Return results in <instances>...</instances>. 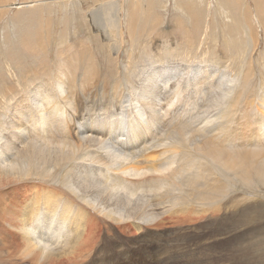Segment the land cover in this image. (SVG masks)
Wrapping results in <instances>:
<instances>
[{"label": "bare ground", "instance_id": "6f19581e", "mask_svg": "<svg viewBox=\"0 0 264 264\" xmlns=\"http://www.w3.org/2000/svg\"><path fill=\"white\" fill-rule=\"evenodd\" d=\"M124 1L55 2L60 6L58 11L70 12L69 23L78 18L79 13L74 15L77 10L80 12L82 6H90V22L83 25V31L93 43L97 42L98 31L122 36L120 43L114 41L110 44L116 53L121 54L125 44L123 36L128 33L131 39V45L129 48L126 45L127 49L123 51L128 59L125 67H120L122 73L119 72L126 73V83L131 89L121 94H115V89L107 92L111 95V99L108 98L111 102L109 104L107 99L108 105L101 107L105 113L96 117L85 114L82 93L86 84L82 83L83 79L77 86L73 83L74 74L84 75L80 66L86 61V54L74 56L75 70L67 68L66 62L60 66L56 88L50 87L48 78L43 77L38 85L35 84L37 86L28 90L26 81V93L24 96L20 93L23 96L20 98L8 93V84L0 86V264H109L114 258V261L119 257L126 259L129 250L139 249L147 240L145 236L140 233L141 240L135 241L137 248L133 245L123 251L113 244L108 252L103 248V244L104 247L108 245L109 238L105 229L131 234L132 230L138 228L140 231L153 223L160 226V208L149 214V204H146L150 197L156 207L161 206L160 188H169L165 195L172 206H184L185 214L196 221L205 215L219 216L224 210L243 212L248 207L257 208L258 204L263 212L262 219L257 215L250 221L256 226L254 233L264 235L261 225L264 222V57L256 61L261 52V38L264 39V16H260L262 6L255 8L263 26L261 35L246 19L250 11L247 0H216L217 8L205 0H194V6L187 0H176L185 11L192 10L199 19L203 17L201 11L206 10L207 16L216 11L213 16L231 20V31L241 36L245 46L242 57L240 53L241 60L238 58L240 68L235 69L225 62L229 58L228 52L233 51L229 46L234 41L230 40L224 52L215 53L217 57L202 63L198 60L189 62V59L175 61V54L170 52L169 46L163 50L160 45L162 50L158 54L146 55L144 66L134 70L139 45L136 43L158 16L144 10L150 7L149 0H139L142 4H137L138 10L127 16L129 20L125 25L122 13L118 11ZM201 1L204 3L202 9ZM253 2L257 4V0ZM50 3L45 2L46 5ZM36 6L35 0L24 2L22 11H18L20 13L9 25L13 27V34L24 25L17 37L21 42L30 46L42 43L47 47L52 36L48 27L45 31H38L37 42L32 41L33 32L26 35L30 20L23 18L22 14L28 8L34 11ZM48 33L49 38H45ZM3 39L7 44L9 39ZM236 51L239 53V48ZM33 68L20 70L17 75L19 73L29 80L31 74L38 72ZM135 71L139 84L130 78ZM87 73L83 76L86 79ZM160 105L162 109L166 107L163 113ZM202 107L204 109L200 112ZM98 120L104 125H116L113 128L116 140L108 138L109 132L106 134L100 129ZM160 120L161 126H165V134H160ZM121 123L124 124L122 129ZM119 129L121 131L117 133ZM99 147L102 152L98 151ZM168 151L170 155L164 160L161 158L160 165V154ZM143 188L147 189L149 197L144 194L137 199L136 191H144ZM172 214L170 216L174 218ZM184 218L186 216L177 218V223H183ZM186 223L189 224V220ZM151 235L150 232L146 234L153 243L152 236L156 234ZM258 240L255 241L257 246L264 244V238ZM110 252L114 253L113 257L109 256ZM240 252L255 258L260 255L250 264H264V254L258 248L242 246ZM100 253L106 256L104 260L100 259Z\"/></svg>", "mask_w": 264, "mask_h": 264}, {"label": "rangeland", "instance_id": "374dc122", "mask_svg": "<svg viewBox=\"0 0 264 264\" xmlns=\"http://www.w3.org/2000/svg\"><path fill=\"white\" fill-rule=\"evenodd\" d=\"M28 1H32V0H0V4L2 5V11L0 12V41H1L0 42V49H1V51H0V86L2 84H4V86L6 84H8V85L10 84L9 86L7 85L8 93L14 94L15 96H18L20 98L25 95L26 89L29 90L30 87H31L30 89H32V88H34V86H37L39 84V82L42 81L43 77L48 78L47 81L49 82L50 87L56 88L55 86L58 85V83H56V82H57V78L59 77V69L63 66V63L66 62L67 65L69 66L67 68H71V69L73 68L72 70H75L76 66H75V59H74L75 57L74 56L75 55L79 56V54L80 55L86 54V61L84 63H82L80 66L81 72L84 75H79V74L75 75L74 74L73 81H75V82H73V83H76L75 85L77 86V83H79L78 81L80 79L81 80L83 79L82 80L83 82L81 80H80V82L86 84V87H85L86 90L84 89L85 91L83 93H82V91H80V93L83 94V98H84L83 99V105H84L85 114H87L88 116H91V117H96L99 114L105 113L101 110V107L104 105H108V103L110 104V102H111L109 100V99H111V97H110L111 95H109V93H107V92L113 91L115 89L114 90L115 94H121L122 92L124 93V92H127L128 90L131 89L129 83H126V79H125V78H127L126 73H125V75L120 74V73H122L121 68L125 67V61L128 59V55L126 57V53L124 54L123 51H124V49L129 48V46L131 45V39L127 33V29L126 28L124 29V32L127 33V34H125V36H123L125 44L122 46L123 47L122 53L120 52L121 54H119V53H116L115 48L111 47L110 44H112V42H114V41H116L117 43H120L122 40V36L118 37L114 34L112 35V33L109 34L108 31H106L105 33L98 31L97 35L99 37L96 36L97 42L93 43L92 40L89 38L88 34L83 31V25L84 24L86 25V23L90 22V20L88 19L90 16V12H88L89 11L88 8L90 7L89 5L82 6V10H80V12H79V10H77L78 12L74 11V12H77V13H74V15H76V16L79 13L78 18H76V19L73 18L72 20L75 19L74 20L75 22L72 21L69 23L68 20L71 18L72 15L70 14L69 11H67V12L58 11L60 9V6L58 4H56L55 2L59 1V0H48L49 2H52V4L50 3L47 5L45 4V2L47 0H42L41 2H40V0H35L37 2V6L33 8L34 11H32V9L28 8L27 11L24 12V14H22L23 18L30 20V23L28 25H26L27 31H28L26 33V35H29L30 33L33 32L34 36H33L32 41L35 40L37 42L38 41V39H37L38 31H40V30L45 31L46 28L48 27L52 32V36H51V40H49L50 44H48L47 47L42 43H41V45H37V44L33 43L31 45L32 46L31 47L30 45H28V43L21 42L17 38L19 36L21 30L24 28V25L20 26L18 33H16V31H14V34H13V30H12L13 27L9 25L10 21L12 19H14L17 14L20 13V12L18 13V11H22V6H23L24 2H28ZM195 1L199 2L198 0H195ZM195 1L194 0H189V1L187 0V3L193 4V6H194ZM205 1L206 2L210 1V3L213 4V5L211 4V6L214 8L218 7L217 6L218 0L217 1L216 0H205ZM244 1H246V0H244ZM247 1L250 4V11H249L248 15H246V19L248 20L249 24L251 26H253L254 28H256V30H259V32H260L259 34L262 35L263 34V26L261 24V21L259 19L258 14L256 13V9H257V5H258V8L260 5L262 6V8L260 9L261 10L260 16L263 17L264 16V0H257V4H255L253 2V0H247ZM152 2H153V5L151 7ZM202 3L203 2L201 1L200 2L201 5L199 4L201 6L200 9H202L204 6V3L203 4ZM137 4L139 5L142 3H140L139 0H136V1L133 0L132 4H131V0H125L124 2H122L118 11H119V14L122 13L123 24L129 20V18H127V16L130 17V14L132 12H135L138 10ZM148 4L150 5L151 8L149 7V8H146L144 10L146 12H151V14H155V15L157 14L156 16H158L159 18L157 17L155 20L156 22L155 21L153 22L151 28H148L147 31H145V33H143L141 35V39H139L140 43L139 42L136 43V45L137 44H139V45H137V51H136L137 60H135V62H134V70H137V68H140V67L142 68V65L144 66L146 55L154 54V53L158 54V52H160V50H162V47H163V50H165L166 47L169 46L170 52L175 54V58H174L175 61H179L181 59L188 61V59H189V62L198 60L197 62L202 63V62H205L208 58L215 57V56L217 57L218 55H215V53L218 54L219 52H224V49L227 47V45H229L230 40H232V42L234 41L229 46V47L233 48V51L228 52V56L230 59L227 58V60L225 62L226 63L228 62V65H230L231 67H234L235 69L240 68V65H241L240 60H241V57L243 56V53L245 51V46L242 45L241 36L237 32L231 31V28L233 27L230 24L231 20H228V19L226 20L225 17L219 18L218 16H213V14H215L216 11L215 12L213 11L214 13L212 12V14L207 16L206 10H204V12L201 11V15H203V17H200L201 19L203 18L201 20V19H199V17L195 16V14L193 13L192 10L188 12L189 9H187V11H185L179 5V3H177L176 0H153V1L149 0ZM182 4L185 5V2ZM122 5H124V6H122ZM50 9H52V13H51ZM116 11H117V9H115V12ZM125 13H127V14H125ZM80 14L82 15V17ZM197 15L200 16L199 13ZM143 16L147 17V15H143ZM217 17H218V20H216ZM62 19H63V21H62ZM158 20H159V22H158ZM215 21H217V22H215ZM224 22H226L225 23L226 25L224 24ZM47 23H50V26H46ZM42 25H44V27ZM125 25H127V22L125 23ZM153 25H155V26H153ZM66 28H67V30H66ZM206 29H207V31H206ZM220 30H221V33H218V32H220ZM225 30L228 31L229 34H227L228 32H226ZM231 32H233V33H231ZM107 33H108V35H107ZM212 33H214L216 36H214V34H212ZM115 34H116V32H115ZM3 37L5 39H9L7 44L3 43V41H5L3 39ZM113 37H115V38H113ZM206 37H207V39H206ZM213 37H215V38H213ZM45 38H49V33L45 36ZM217 39H218V41H217ZM21 43H23V44H21ZM17 44H18L19 49L17 47ZM165 44H166V46H165ZM19 45H21L22 47ZM101 45H105V46L102 47ZM160 45L162 46L161 48H160ZM261 45H262L260 47L261 52L256 57V61H260L261 57H264V53H263L264 52V39L263 38H261ZM236 48H239V53L236 51ZM216 49H218V50H216ZM236 52H237V54H236ZM212 53H214V55ZM240 53L242 54L241 57H240ZM160 63H162V62H160ZM234 63H236V64L234 65ZM231 64H233V65H231ZM33 66H35V68H33ZM32 68L37 70L38 72L31 74V77L29 79L30 82L26 78L25 79L22 78L19 75V73L17 75V72H19L20 70H22V71L23 70H30ZM42 69H44V70H42ZM2 71H5V72L3 73ZM86 73L88 74L87 75L88 79L83 77L86 75ZM35 74H37V75H35ZM137 75H138V72L135 71V75H131L130 78L132 80H136L137 83L139 84V80L137 78ZM102 76L104 77L105 80L103 79ZM52 78H53V80H52ZM26 81H27L28 85H27V88L25 89L24 86H26L25 85ZM115 81L116 82L119 81V82L116 83ZM112 82H114V84L116 83L117 85L116 84L115 85L118 87L112 85L113 84ZM31 83L33 86L31 85ZM118 83H119V85H118ZM18 84L21 86H19ZM35 84H37V85H35ZM16 87L18 90L16 89ZM0 91H1V89H0ZM14 92H18V93H14ZM85 92H86V94H85L86 96L84 95ZM255 92H256V90H255ZM254 95H256V93ZM96 96H97V98H96ZM96 99H98V101ZM106 100L109 102L107 103ZM86 101H88V102H86ZM96 104H97L98 108H97V106H95ZM122 104L123 103L120 104V108H121ZM85 105H87V106H85ZM161 107L162 106L160 105V109L162 110V111L161 110L160 111L163 113V111H164V109H166V107L164 109H162ZM98 109L101 111H99ZM112 109L115 111L114 108H112ZM203 109H204V107H202V109H200V112H202ZM86 111L88 113H86ZM96 112H97V114H96ZM161 112H160V114H162ZM114 113L115 112H112L111 114H114ZM98 123H99V127H101L100 129L104 133L107 134L109 132L108 138L109 137L111 139L113 138V140L117 139L116 138L117 135L115 134V129H113L116 127V125H109V124L104 125L102 120H98ZM123 126H124V124L121 123L120 124L121 129ZM160 130H161L160 134H165V131H164L165 126L164 127L161 126V120H160ZM120 131L121 130L119 129L117 131V133H119ZM163 131H164V133H163ZM98 149H99L98 151L102 150V149H100V147ZM168 150H171V148H169ZM168 154L170 155L169 151L164 153V154L163 153L160 154V156H161L160 157V165L163 162V160L166 159L167 156H169ZM160 168H162V166ZM161 170L162 169H160V172H161ZM141 190H142V188H141ZM141 190L136 191L135 196L137 199L141 198L140 196L144 195V194L147 195V197H149L147 194L148 191L146 188H143L144 191H141ZM160 190H161L160 191V193H161L160 194V196H161L160 197V205H161L160 207H156V203L153 202L154 200L150 199V197L148 198V202L146 203L147 205L149 204L148 205L149 214H151L155 208H158V209L160 208V217H161L160 218V226L157 224L155 225L154 223L153 224L151 223L152 226H150V227L146 226L145 227V225L142 224V227H145V228H142V230H140V231L138 230V228L136 229V231L132 230L131 234H130V232L127 234H124V233L121 234L115 229L110 230V228H108V230L105 229V233L109 235V238L106 241L108 245L106 247H104V244H103V248L108 252L111 251L110 246L113 244H115L119 250H121V248H122L123 251H124V249L131 248L133 245L137 248V246L135 245V241H136V239L141 240V239H139L141 234L143 237L145 236L144 237L145 239H147L146 241L141 243V247L139 249L137 248L135 250H132V249L129 250V252L130 251L131 252L126 253V256H128L126 259H124V258L122 259V257H119L117 261H114V259H115L114 258L111 260L112 263L110 262L109 264H138V263L139 264H158V263L159 264H250L251 262H254L258 256H260V255H258L255 258L252 256H246L245 254H241L240 250H241L242 246L247 247V248H258L260 250V252H262L264 254V244H259V246H257V243H255V241L256 242L259 241L258 240L259 238L260 239L264 238V235H262V236L256 235L254 233L255 232L254 228H256V226H254V223H252L250 221L251 218L256 217L257 215H259V216H257V218L262 219L261 217L263 216V212L261 213V211L258 207V204H257V208L256 207L251 208L253 211H250L251 209L249 207H248V209L243 210V212L242 211L240 212L236 209L230 210L231 212L224 210L219 214V216L211 218L208 215H205L204 218H198L196 221V219H193L192 217H189V215L187 216L185 214L184 206H181V207H173L172 206L169 198L165 195L166 192L169 190V188H162V189L160 188ZM142 198H143V196H142ZM140 204H142V203H140ZM162 206H163V208H162ZM249 206H251V205H249ZM174 209L176 212L174 211ZM234 211H237L238 213L239 212L240 213L238 214L237 212H234ZM245 211H246V213H245ZM249 212H250V214H249ZM171 213H173L172 215H174V218H171V216H170ZM242 214L244 216H242ZM251 215H253V216H251ZM185 216H186V218H184L185 223L184 222L183 223H177V218H182ZM245 216H247V217H245ZM242 219L244 220L243 223H242ZM188 220H189V224L186 223ZM240 220H241V222H240ZM261 225H262V227H264V222H262ZM246 226H249V227H246ZM245 227L247 230L244 229ZM135 228L136 227H134V229ZM147 232H150L152 235L156 234L155 237H153L151 235L153 243L151 241H149V239L147 238V236H146ZM248 232L250 234H247ZM256 232H257V230H256ZM132 233H134L135 235L137 234V235L135 236ZM114 234H118L120 237L118 235L115 236ZM126 235H128V236L126 237ZM121 236H124V238ZM116 237L119 239L117 240ZM245 237H246V239H244ZM235 239H237L238 241ZM123 240L124 241L126 240L125 242H127V243H125ZM129 240H131L133 242L131 243V241H129ZM240 242H241V244H240ZM119 243H120V245H118ZM124 244H126V245H124ZM158 245L160 246L159 252L157 251V249L159 247ZM125 246H127V247H125ZM146 247H147V249H146ZM154 248H156V249L153 250ZM155 254H157V255L155 256ZM237 254H238V256H237ZM113 255H114L113 252L109 253L110 257H113ZM99 256H101L100 259H102V260H104L106 258L104 253H100ZM157 256H158V258H157ZM149 257H151L152 259H150ZM241 258H242V260H241ZM170 259H173L174 261L173 260L171 261ZM156 260H157V262H156ZM251 260H253V261H251ZM127 261H128V263H127Z\"/></svg>", "mask_w": 264, "mask_h": 264}]
</instances>
